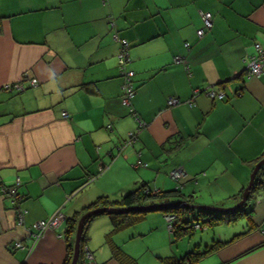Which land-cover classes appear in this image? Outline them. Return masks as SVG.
<instances>
[{
    "label": "crops",
    "instance_id": "crops-1",
    "mask_svg": "<svg viewBox=\"0 0 264 264\" xmlns=\"http://www.w3.org/2000/svg\"><path fill=\"white\" fill-rule=\"evenodd\" d=\"M201 12L211 26L198 35ZM121 39L134 72L129 105ZM254 43L264 49V0H0V183L16 186L23 210L19 224L0 191V264H70L91 204L140 185L178 188L194 204H236L264 155V68L246 69ZM15 82L24 89L4 88ZM169 97L180 102L169 106ZM174 168L184 172L177 180ZM247 203L233 235L206 239L195 229L176 242L160 209L118 228L111 211L91 215L76 264H87L86 252L95 264H168L215 241L193 264H264V190ZM55 212L58 226L34 238L33 223Z\"/></svg>",
    "mask_w": 264,
    "mask_h": 264
},
{
    "label": "trees",
    "instance_id": "trees-1",
    "mask_svg": "<svg viewBox=\"0 0 264 264\" xmlns=\"http://www.w3.org/2000/svg\"><path fill=\"white\" fill-rule=\"evenodd\" d=\"M264 155H261L255 158V162L260 160ZM264 190V164L258 169L256 172L251 188H250V196L252 193L257 190ZM183 201V204H177L176 202ZM194 204L193 202L184 199L183 194L178 188L169 190V191H155L147 184L140 185L135 190L127 193L117 200H110L106 196H100L95 200L89 209L98 208V207H110L115 209H124L130 207H137L136 209L123 210V211H111L108 215L112 220V225L114 228L124 227L134 223V221L138 220L142 215H144L148 211L152 210H161L164 212V215H172V229L170 230L171 240L176 242L180 238L185 235H191L195 229H202L203 227H213L216 224L221 222H232L236 220L239 216H241L245 212L244 206H241L235 210H229L226 212H218L209 210L207 208H191L186 204ZM157 205L159 207L150 208V209H138L143 206H154ZM245 211V212H244ZM89 219H86V222ZM191 220H195V223L199 224L198 228H194L195 223L191 224ZM86 224V223H85ZM84 239V231L81 234V241ZM215 241L211 246H207L205 248H191L183 253V255L170 260L168 264H193L200 257L206 255L211 252L214 248L222 243L217 244ZM259 246V245H258ZM257 246V247H258ZM69 249L71 245H68ZM256 248V247H254ZM252 248V249H254ZM251 249V250H252ZM82 251V244L80 243V252ZM70 258V255L67 256Z\"/></svg>",
    "mask_w": 264,
    "mask_h": 264
},
{
    "label": "built area",
    "instance_id": "built-area-1",
    "mask_svg": "<svg viewBox=\"0 0 264 264\" xmlns=\"http://www.w3.org/2000/svg\"><path fill=\"white\" fill-rule=\"evenodd\" d=\"M202 20H203V27L199 28L197 30L198 35H202L204 28H209L211 26V14L209 12H201ZM116 38V37H115ZM121 44L117 53V60L118 64L121 70V74L123 76V83L121 85L122 89V101L124 104L129 105L130 104V99L133 97L134 92H135V87L133 85L132 81V76L134 72L132 70H127L125 69V64L129 62V54H128V43L124 40L121 39ZM185 46H188V43H185ZM254 48H255V53L250 54L246 58V69L249 75H258L261 70L264 68V49L261 47L259 43H254ZM176 61L180 60L179 58L175 59ZM28 82L31 85L37 84V79L36 78H30L28 79ZM24 85L22 82H15V83H7L4 85V88L7 90L10 89H16V90H23ZM197 92V91H196ZM208 95L211 98H218L222 99L224 98V92L216 89H209L207 90ZM180 100L176 97H169L167 100V105H174L179 103ZM192 102H189L191 104ZM63 115H66V112L62 113ZM138 120V129L143 126V122L139 119ZM129 139L134 140L135 139V133L130 132L129 133ZM183 170L181 168H174L173 170L170 171L169 175L172 179L177 180L183 175ZM18 180V179H17ZM16 180V181H17ZM0 191L2 194L5 196H8L11 199V202L13 205H15V210L17 213V218H18V223L22 224L23 220V210L17 206V202L20 198L19 194L17 193L16 186L11 185V186H6L0 183ZM63 219V214L60 212H55L53 215H51L47 219H42L38 220L33 223L34 228L37 230L36 233H33L32 236L34 238H38L39 234H41L42 231L45 229H52L62 221ZM165 220L167 223V228L169 231L172 229V220L173 217L172 215H166ZM199 224L195 223L194 228H198ZM29 230V229H28ZM16 246H21V242H16ZM86 260L88 264H95L92 261V256L89 254V252H86Z\"/></svg>",
    "mask_w": 264,
    "mask_h": 264
},
{
    "label": "water",
    "instance_id": "water-1",
    "mask_svg": "<svg viewBox=\"0 0 264 264\" xmlns=\"http://www.w3.org/2000/svg\"><path fill=\"white\" fill-rule=\"evenodd\" d=\"M264 164V157H262L260 160L257 161V163L254 165L253 170L250 175V180L247 184V186L244 188L241 199L234 204L231 207H221V206H210V205H203V204H186L190 206L191 208H207L209 210L213 211H218V212H226L229 210H235L241 206H245L247 201L249 200L250 196V188L254 179V176L258 169ZM177 204H183V201L176 202ZM159 207L157 205L154 206H143L139 207L138 209H150V208H156ZM137 207H130V208H124V209H115V208H110V207H100V208H95L93 210L87 211L84 213L78 220L77 228H76V233H75V239H74V246H73V255L72 259L70 261V264H76L78 257H79V252H80V238H81V232L83 230L84 223L86 219L94 214L104 212V211H123V210H130V209H136ZM88 264V263H87Z\"/></svg>",
    "mask_w": 264,
    "mask_h": 264
},
{
    "label": "rangeland",
    "instance_id": "rangeland-1",
    "mask_svg": "<svg viewBox=\"0 0 264 264\" xmlns=\"http://www.w3.org/2000/svg\"><path fill=\"white\" fill-rule=\"evenodd\" d=\"M252 201V200H251ZM250 201V202H251ZM207 205V204H206ZM229 207V206H228ZM246 210L250 209V205L248 203L245 206ZM244 215L239 216L236 220L230 222V223H219L212 228H202V229H196L194 234H197V236L204 234L206 239H209L213 233L215 232L216 234L220 233L221 237H224L226 235H233L237 229H240V226H242V220L244 219ZM191 224L195 223V220L190 221ZM189 236V235H188ZM187 238V236H186ZM134 247V249H137L139 247V242L137 241H132L131 243Z\"/></svg>",
    "mask_w": 264,
    "mask_h": 264
}]
</instances>
